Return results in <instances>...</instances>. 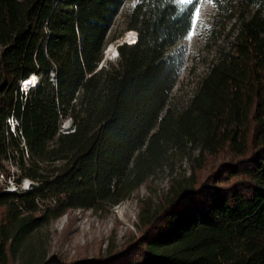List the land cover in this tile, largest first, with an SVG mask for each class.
Wrapping results in <instances>:
<instances>
[{
	"label": "trees",
	"instance_id": "obj_1",
	"mask_svg": "<svg viewBox=\"0 0 264 264\" xmlns=\"http://www.w3.org/2000/svg\"><path fill=\"white\" fill-rule=\"evenodd\" d=\"M126 1L0 0V174L11 163L16 184L32 181L0 183V264H264V0H216L233 8L232 38L182 109L176 45L198 1L136 0L127 26L138 39L105 62ZM188 146L199 169L208 155L231 157L177 180L131 245L74 262L33 256L37 230L120 203Z\"/></svg>",
	"mask_w": 264,
	"mask_h": 264
},
{
	"label": "rangeland",
	"instance_id": "obj_2",
	"mask_svg": "<svg viewBox=\"0 0 264 264\" xmlns=\"http://www.w3.org/2000/svg\"><path fill=\"white\" fill-rule=\"evenodd\" d=\"M135 1L127 0L115 18L109 32L111 40L106 46L110 47L111 52L105 53V62H116L118 58L114 55V46L122 40H132L136 34L135 30H132L135 34L128 33L131 30L127 26V15ZM180 1L187 3L193 0ZM197 1L193 27L188 36L176 45L184 59L179 80L172 92V103L177 109L188 105L202 79L210 71L211 65L227 48L233 34L235 20L230 18L232 6L226 10L218 6L216 0ZM69 124L71 125V120H65L62 128L67 129ZM230 155L231 152L226 150L218 155H208L204 168L199 169L198 150L188 146L183 152L173 147L164 166L125 200L102 209L69 210L49 226L37 230L30 238L31 252L33 256L55 255L67 262L121 252L141 234L144 229L143 218L148 210L154 211L158 208L177 180L190 176L196 168V174L202 175L221 161L230 158ZM6 165L7 169L16 175L17 168L11 163ZM31 185L32 181L25 179L22 188L28 189ZM14 259L13 264H19V259Z\"/></svg>",
	"mask_w": 264,
	"mask_h": 264
},
{
	"label": "built area",
	"instance_id": "obj_3",
	"mask_svg": "<svg viewBox=\"0 0 264 264\" xmlns=\"http://www.w3.org/2000/svg\"><path fill=\"white\" fill-rule=\"evenodd\" d=\"M115 53H116V51H115ZM114 55H115V57H116V54H114ZM110 57H111V55H110ZM111 58H112V57H111ZM11 123H12L13 126H15L16 121H15L14 119H11ZM0 183H1L2 185H4V186L6 187L7 190H19V189H24V188H22L23 183H22L21 185L16 184V182H15V174H14V173H12V175H9V176H7V175L4 174V173H1V174H0ZM15 185H16V188H15ZM11 187H12V188H11ZM13 187H14V188H13ZM30 187H31V186H30ZM30 187H28V188H30Z\"/></svg>",
	"mask_w": 264,
	"mask_h": 264
},
{
	"label": "bare ground",
	"instance_id": "obj_4",
	"mask_svg": "<svg viewBox=\"0 0 264 264\" xmlns=\"http://www.w3.org/2000/svg\"><path fill=\"white\" fill-rule=\"evenodd\" d=\"M131 31H129L128 33H130ZM136 32V31H135ZM127 33V34H128ZM115 51H116V46H115V49H114V54H115ZM111 51H110V49H109V53H110ZM31 78H30V80L29 79H26L25 80V82H23V86H25V85H34L36 82H37V80H38V76L37 75H35V74H32L31 76H30Z\"/></svg>",
	"mask_w": 264,
	"mask_h": 264
},
{
	"label": "clouds",
	"instance_id": "obj_5",
	"mask_svg": "<svg viewBox=\"0 0 264 264\" xmlns=\"http://www.w3.org/2000/svg\"><path fill=\"white\" fill-rule=\"evenodd\" d=\"M136 39H138V31L136 30V38L134 39V40H136ZM122 41H127L128 42V40L127 39H125V40H122ZM128 43H130V42H128ZM131 43H135V42H131ZM109 48L110 47H108V48H106V50H105V53H107L108 51H109ZM116 58H117V56L119 55V51H118V47H117V45H116ZM28 78H31V77H28ZM38 81H39V79H38ZM37 81V82H38ZM36 84V83H35ZM23 89V88H22ZM29 88H26L25 90H28ZM71 125H72V123H71ZM70 124L68 125V127H70L71 126ZM67 127V128H68Z\"/></svg>",
	"mask_w": 264,
	"mask_h": 264
}]
</instances>
